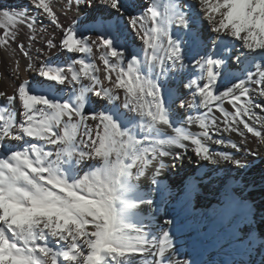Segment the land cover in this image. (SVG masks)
<instances>
[{"label":"snow or ice","instance_id":"1","mask_svg":"<svg viewBox=\"0 0 264 264\" xmlns=\"http://www.w3.org/2000/svg\"><path fill=\"white\" fill-rule=\"evenodd\" d=\"M29 2L52 34L27 9L0 6V48L18 53L21 70L43 78L37 83L54 81L73 95L39 94L27 78L11 94L0 90V101L20 108L19 122L0 108V264H197L173 229L228 243L240 223L235 205L224 195L196 209L202 178L190 177L167 200L171 218L155 232L140 213L158 207L153 188L166 167H239L231 153L252 152L249 136L264 147V0H67L76 9L67 24L51 0ZM128 33L139 49L128 50ZM54 49L94 58L51 67ZM185 109L203 111L177 120ZM11 141L22 144L9 149Z\"/></svg>","mask_w":264,"mask_h":264},{"label":"bare ground","instance_id":"2","mask_svg":"<svg viewBox=\"0 0 264 264\" xmlns=\"http://www.w3.org/2000/svg\"><path fill=\"white\" fill-rule=\"evenodd\" d=\"M54 10L59 14L63 23H69L74 17H76V9L73 8L69 11L67 0H51ZM140 3L147 5L149 0H139ZM0 6L11 8H25L28 12L37 17V26L51 28L46 17L40 15V12L35 9L29 2V0H0ZM99 11H104L101 6ZM163 11V8L160 9ZM89 12L81 13L78 20L86 19ZM127 17H125L126 19ZM21 40L26 42L27 30L19 29ZM39 39V37H38ZM128 50L133 51L141 47V42L134 36V34L128 33ZM15 48V45L12 46ZM35 47H40L37 43ZM47 50V49H45ZM82 54L80 53H65L62 50H53L49 57L46 58V63L51 67H59L64 62H68L69 58H77ZM98 55V54H97ZM142 55V54H141ZM94 58V57H93ZM41 59H45L41 57ZM84 59V58H83ZM18 63L20 68H18ZM97 63L100 62L97 60ZM102 67V64H100ZM24 67L23 61L19 54H13L11 49L0 48V90H5L8 94H11L14 82L18 79L27 78L30 80L33 87L40 90L39 94H47L48 92H57L59 95L65 98H70L73 93L70 88H66L64 85H57L54 81H44L42 84L37 83L43 80L35 72L25 73L21 69ZM79 67V66H78ZM145 72H147V65L144 66ZM18 73V75H17ZM238 74V73H237ZM163 82H167L168 77L162 76L159 78ZM175 88V81L170 83V87ZM220 91L223 88L219 89ZM185 99H188L185 94ZM259 102V101H257ZM225 106L229 110H233L231 105L225 102ZM99 110L98 105H94ZM0 108H7L12 112L14 118L19 122L20 108L18 104L6 105L0 101ZM199 110H181V113L176 117L177 120L182 121L188 115H196ZM219 115V113H216ZM189 130L193 132H199L200 129L197 125L187 126ZM167 134H171L170 130H167ZM227 134H225L226 136ZM234 140L240 138L233 134ZM252 152H259V154H253L252 152H236L231 153L230 149L222 146L209 144V147L213 151H225L231 153L234 157L240 159L241 164L239 167L232 165L229 161H218L216 165H205L203 167H197L196 164H187L178 168H172L161 172L157 185L153 188V194L156 196V203L158 207L153 206L151 209H145L141 215L147 216V219L155 221L151 225L152 230L155 232L156 225L162 222V219L171 218L164 217L166 214V203L168 199L179 198L183 194L181 185L188 181L190 177L195 176L197 179L202 178V182L198 186V190L194 193V207L196 209H211L221 203V198L224 195H228L230 198L240 197L243 202L240 203V207L243 209H252L255 211L253 219H248L246 224L238 226L233 233V238L225 244L214 243V238H201L197 237L195 232L190 231H177L173 229L174 238L177 241L178 246L184 253L185 258H190L197 262V264H264V209L260 207V204L264 201V147L258 146L252 142L249 136L248 141ZM22 144L20 141H11L7 144L9 149H14ZM199 169V171H198ZM159 192H156V189ZM161 196L163 199H161ZM263 199H260V198ZM234 203V201H233ZM235 205V203H234ZM158 212L159 216H153L152 213ZM254 219H256L254 221ZM134 222V221H133ZM148 223V221H145ZM141 225H137L140 227ZM204 231H207L205 229ZM256 231L255 236L253 232ZM245 239H249V242L244 243ZM253 239V240H252ZM252 244L251 250L248 252H241L239 249H245L248 245ZM122 264H135L128 258L122 259ZM140 264H151L149 260H142Z\"/></svg>","mask_w":264,"mask_h":264},{"label":"rangeland","instance_id":"3","mask_svg":"<svg viewBox=\"0 0 264 264\" xmlns=\"http://www.w3.org/2000/svg\"><path fill=\"white\" fill-rule=\"evenodd\" d=\"M260 199H263L262 197L260 198ZM260 207H262L263 209H264V201L262 202V204H260ZM253 213H255V211H253ZM254 215V214H253ZM252 215V217H255V216H253ZM256 219H254V221H255ZM254 234H256V231H254L253 232V236H255Z\"/></svg>","mask_w":264,"mask_h":264}]
</instances>
